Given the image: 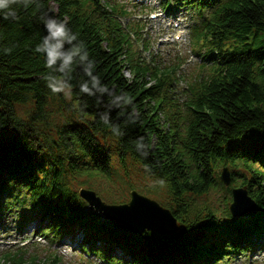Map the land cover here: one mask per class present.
Masks as SVG:
<instances>
[{
    "label": "trees",
    "instance_id": "trees-1",
    "mask_svg": "<svg viewBox=\"0 0 264 264\" xmlns=\"http://www.w3.org/2000/svg\"><path fill=\"white\" fill-rule=\"evenodd\" d=\"M169 1L161 0L163 10ZM175 1L198 17L189 46L201 61L187 83L176 124L168 129L158 114L179 66L155 62L140 34L142 25L129 20L133 12L122 4L39 0V9L12 5L14 18L4 19L0 12V211H15L21 222L37 216L40 236L51 241L80 228L82 253L123 264H219L256 245L264 234V0ZM47 16L66 21L83 41L93 75L111 95L82 93L80 85L89 77L79 66L71 73L70 95L51 91L44 55L35 52L46 35ZM121 17L128 19L125 25ZM138 41L148 57L134 46ZM6 48L12 51L5 53ZM116 96L131 103L109 107ZM60 105L69 116L48 133V111ZM105 112L108 125L101 120ZM112 126L123 134H114ZM138 142L144 148L138 150ZM112 153L130 157L155 178L144 192L170 209L179 224L174 234H121L101 223L79 197L76 188H92L96 172L108 171ZM223 166L230 169L227 187L219 178ZM236 186H245L255 203L251 227L229 213ZM220 188L229 198L221 214L209 197ZM113 243L129 258L114 256ZM60 262L54 252L37 247L0 253V264Z\"/></svg>",
    "mask_w": 264,
    "mask_h": 264
},
{
    "label": "rangeland",
    "instance_id": "rangeland-1",
    "mask_svg": "<svg viewBox=\"0 0 264 264\" xmlns=\"http://www.w3.org/2000/svg\"><path fill=\"white\" fill-rule=\"evenodd\" d=\"M111 3L122 4L133 12L129 20H138L139 25H142L140 34L144 38L143 42L147 44L148 49L153 53L156 63H159V65L164 64L172 69H175V66H179L172 73L171 88L167 92L164 110L158 114L162 128L168 129L176 124V117L178 115L176 113L183 107L182 102L187 83L198 71V65L201 61L200 57L196 53H193L189 46L190 27L196 24L198 17L195 11L189 9L185 3L175 0L169 1L166 10L162 9L161 0H111ZM51 6L54 9L57 8L52 2ZM140 6L145 7L146 10L140 11V8H138ZM120 21L125 25L128 19L121 17ZM175 21L179 23L178 26H173V22ZM141 43L142 41L134 42V46L142 52L144 57H148V51H142ZM149 82L152 83L153 81L149 80ZM59 108L53 107L48 111L47 120L51 128H49L48 133L49 131L53 132L55 125L69 116L70 112L64 106L60 105ZM155 182V178L146 173L130 157L125 156L123 159H120L115 153H112L108 171L96 172V176L90 181L92 188H86L94 190L107 203H123L129 199V197L125 199L126 195L129 196L127 190L129 186L147 195L143 188L152 186ZM78 189L77 187L76 190ZM227 195L220 188L209 196L220 214L223 212L225 202L231 197L229 195V198H227ZM149 197L158 201L152 195H149ZM23 209H26V206H23ZM89 210L94 211L90 207ZM97 214L100 217L101 223L115 228L111 221L106 219L102 214ZM241 219H244L247 227L253 225V215L241 217ZM261 219L264 222V217H261ZM38 228L39 219L37 216L26 218L21 222L15 211H0V253L16 250L23 245L25 249L29 248V250L37 247L47 252H54L61 259V262L58 264H123L121 260H117L114 257H104L102 254L93 253L92 251L82 253L79 250V245L83 242L80 228L75 229L74 235L68 234L65 237H54L52 241L50 237L40 236ZM118 231L121 234L135 237L139 235V233ZM96 244H99V242L97 241ZM263 247L264 234H260L256 245L252 248L234 251L227 255L224 262L219 264H264ZM101 248H103V245H101ZM112 249L114 250L112 252L114 256H119L123 260L129 258L127 252H119L115 247V243L112 244Z\"/></svg>",
    "mask_w": 264,
    "mask_h": 264
},
{
    "label": "clouds",
    "instance_id": "clouds-1",
    "mask_svg": "<svg viewBox=\"0 0 264 264\" xmlns=\"http://www.w3.org/2000/svg\"><path fill=\"white\" fill-rule=\"evenodd\" d=\"M33 4L37 9L41 8L39 0H0V12H3L4 19L14 18L15 14L12 11V5H22L24 8H28L29 5ZM44 27L46 35L43 37L42 42L36 45L35 52L44 55L45 67L49 70L44 79L48 82L51 91L54 94L65 93L70 95L69 80L71 79V73L74 71L75 66H79L89 77L88 81L80 85L82 93L89 96L97 93L101 95L108 93L111 95L109 89L101 85L99 78L93 75V61L89 59V54L83 41L78 40L77 34L68 28L67 22L47 16L44 18ZM4 51L5 53H10L12 49L6 48ZM122 103L130 104L131 100L125 96H116L109 107H119ZM101 120L105 125L109 124L107 112L101 115ZM112 131L118 136L123 134L117 126H112ZM142 148H144V145L138 142L137 149L140 150ZM143 154L146 155L147 153L144 152Z\"/></svg>",
    "mask_w": 264,
    "mask_h": 264
},
{
    "label": "water",
    "instance_id": "water-1",
    "mask_svg": "<svg viewBox=\"0 0 264 264\" xmlns=\"http://www.w3.org/2000/svg\"><path fill=\"white\" fill-rule=\"evenodd\" d=\"M219 178L223 185L230 184L228 166L221 168ZM77 192L90 208L102 214L122 232L152 231L158 235H170L178 230L179 224L169 208L136 189L129 191V199L123 203H107L94 190L86 187L79 188ZM228 210L233 218L249 217L255 213V203L248 196L245 186L231 188Z\"/></svg>",
    "mask_w": 264,
    "mask_h": 264
},
{
    "label": "bare ground",
    "instance_id": "bare-ground-1",
    "mask_svg": "<svg viewBox=\"0 0 264 264\" xmlns=\"http://www.w3.org/2000/svg\"><path fill=\"white\" fill-rule=\"evenodd\" d=\"M263 251H264V247H263Z\"/></svg>",
    "mask_w": 264,
    "mask_h": 264
}]
</instances>
